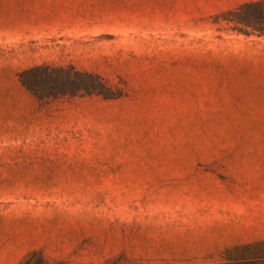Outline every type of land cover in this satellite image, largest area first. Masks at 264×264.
Instances as JSON below:
<instances>
[{
    "label": "rangeland",
    "instance_id": "rangeland-1",
    "mask_svg": "<svg viewBox=\"0 0 264 264\" xmlns=\"http://www.w3.org/2000/svg\"><path fill=\"white\" fill-rule=\"evenodd\" d=\"M258 1L0 0V264H264Z\"/></svg>",
    "mask_w": 264,
    "mask_h": 264
},
{
    "label": "trees",
    "instance_id": "trees-1",
    "mask_svg": "<svg viewBox=\"0 0 264 264\" xmlns=\"http://www.w3.org/2000/svg\"><path fill=\"white\" fill-rule=\"evenodd\" d=\"M229 22L234 23L236 29L239 32H243L246 35H257L264 36V0L258 2H251L242 5L235 11L231 12ZM42 69V67L30 69L22 74V79L25 81V77L35 71ZM46 70L50 71L51 75H65L66 73H75L77 72L72 70H66L64 68H51L47 66ZM87 78L95 79L96 76L92 74H87ZM99 78H97L98 80ZM26 83L29 81H25ZM27 85V84H26ZM86 91L89 93H95L100 91L97 87L88 85ZM21 264H52L45 257L37 252H33L28 255Z\"/></svg>",
    "mask_w": 264,
    "mask_h": 264
}]
</instances>
